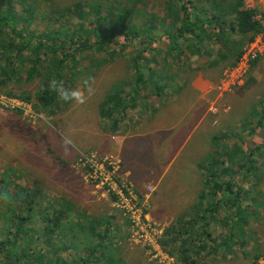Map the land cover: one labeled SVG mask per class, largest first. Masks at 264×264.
<instances>
[{
	"label": "rangeland",
	"instance_id": "1",
	"mask_svg": "<svg viewBox=\"0 0 264 264\" xmlns=\"http://www.w3.org/2000/svg\"><path fill=\"white\" fill-rule=\"evenodd\" d=\"M41 1L44 3L45 0H37V2ZM51 1L59 8L72 5L76 1L89 5L91 1L95 2V0ZM99 1H109L115 6L116 1L121 3V11L115 10L114 6L109 8L111 24L119 29L117 26L119 18L128 14L124 12V8H127L125 5L127 0ZM164 1L166 0H142L140 6L146 7L148 11L162 13ZM245 5L248 8L257 9L259 11L257 18L264 24V0H245ZM47 10L55 9L50 7ZM107 12L108 9L104 11V14ZM77 15L80 13L78 12ZM80 21L83 20H75V22ZM84 21H86L84 27L90 29L92 25L88 23L89 20L84 18ZM43 28L41 24L39 31L43 32ZM45 30L50 28L47 27ZM157 33L162 36L163 30L160 29ZM142 47V44L136 43L132 45L127 43L123 47L117 46L116 49L121 50V54L116 62L102 69L94 68L90 74L85 68L90 63L92 53L90 51L80 53L78 66L74 67L77 72L75 78L71 71H67L65 82L69 79L68 82L71 85L74 84V89H83L84 80L91 81L94 94L89 96L87 102L82 105L73 102L63 109L38 107L34 99L38 81L28 84V81L18 82V87L22 89L19 91L16 84L8 85V87L1 86L0 177L5 179L10 177L14 184L25 188L41 189L37 192L41 193L43 204H46L43 206V212L48 211V201L51 198L52 202L51 200L50 202L54 207L57 203L65 204L66 202L75 205L79 212L78 218L82 213H86L87 217L106 221L109 217H114V228L120 227L121 236L127 237V244L123 246L125 264L128 263L129 258L135 259V264H181L164 251L158 244V239L163 230L168 225L176 223L179 217L187 214L190 220L196 213H202L201 206L206 207L205 203L208 204V199L216 200V197L206 196L209 183L206 174L212 166L206 164L204 162L206 160L197 163V167L205 164V172L202 168L196 167V174H192L198 177L190 184L195 186L196 200L190 201L188 195L184 194L180 197L181 199L173 197L169 204L162 205L159 201H157L158 204H153L154 196L152 197L151 194L158 196L156 199L162 197L161 191L156 192L159 188L155 190L158 184L145 182L147 189L132 184L123 170L121 159L115 155L114 140L110 144L108 141L115 139L116 135L120 140V136L125 134L126 129L136 128L140 125L137 122L140 123V120L148 118L149 115L160 112L158 108H153L152 104L145 101L146 98L143 96L147 95L149 101L154 104L162 103L161 107L169 111L174 102L173 98L178 97L177 94L192 93L195 90L192 83L198 78H203L208 93L205 99L206 120L202 126L210 132L216 131L214 136L218 138L216 145H213V141L210 140L208 146L209 154L216 158L212 169L221 175L220 184L225 185L224 191L234 193V201L242 192L243 200L242 204L236 205L231 212L233 214L230 220H225L228 213L225 212V207L219 205L224 211L211 221L215 242L210 249L201 252L200 264H264V126L258 127L259 116L254 112L257 111L260 117L264 113V33L248 47L245 56L235 66L220 64L213 68L201 64L189 65L191 60L189 53L181 58H171L169 63L172 64L173 70L169 68V73L165 74L166 77H162V82L169 85L166 90L167 97H156L155 83L152 82L150 87L146 81L143 91L137 94L140 97L137 100L140 104L137 102L133 113L128 112L127 119L132 118V115L133 118L125 124L122 123L123 126L118 130L113 131L111 124L100 116V103L109 85L111 88L123 79L130 84V73L134 71L133 59ZM165 50V42L159 41L146 53L145 65L150 64L153 73L159 69V66H167L164 62ZM124 54L129 57V60L124 58ZM255 59H260L257 69L251 74L255 83L241 92L237 88L246 84L250 77V63ZM195 66H197L196 69H194ZM146 72L148 74V71ZM145 87L147 89L144 90ZM182 87H185V90L180 92ZM10 92H14L16 97L8 96ZM27 94L33 97V102L20 99ZM85 95H88L87 92ZM153 97L156 100H153ZM144 103L148 105L143 107ZM241 138L242 141H240ZM120 141L123 142V140ZM225 146L234 148L232 151L230 149L226 151L222 161L224 164L221 165L217 162L220 157L218 150H224ZM240 151L245 154L239 153L238 156L241 157H236ZM143 153L145 150H142ZM187 153L188 147L179 159L177 172L175 170L170 173V175L174 173L179 175L177 184L182 187L186 184L183 177L188 172L185 162L188 158ZM250 154L252 155L249 158ZM131 155L129 145L125 150L123 145V158L128 159ZM118 191H123L131 204L139 209V217L142 218V213L144 216L148 215L145 220L142 218L145 222V231L136 230L135 237L132 232L133 226H130L124 212L117 206L120 199ZM59 198L63 200L59 202L57 200ZM213 204L216 206L215 202ZM237 212L246 218L247 222L244 226L243 221L237 217ZM208 217L210 216L205 214L203 223H207ZM84 222L89 221L86 219ZM36 224L38 225L35 223L33 226ZM224 240H230L228 246L219 245ZM159 250L173 259L168 256L162 258ZM257 256H260V260L255 263Z\"/></svg>",
	"mask_w": 264,
	"mask_h": 264
},
{
	"label": "trees",
	"instance_id": "2",
	"mask_svg": "<svg viewBox=\"0 0 264 264\" xmlns=\"http://www.w3.org/2000/svg\"><path fill=\"white\" fill-rule=\"evenodd\" d=\"M91 2L89 5L76 1L59 8L51 0L44 3L37 0H0V87L11 84L18 87V82L28 81V84L38 81L34 98L37 106L63 109L70 103L61 100L56 92L48 89V85L55 78L63 81L66 88L74 89V84H69V79L65 82V78L67 71H71L75 78L77 72L74 67L78 66L80 53H92L85 68L90 74L94 68L102 69L116 62L121 54L117 46L142 44L133 59L130 84L123 79L111 88L109 85L100 103L101 118H105L115 131L127 121L128 112L135 110L140 98L138 95L146 81L150 87L152 82L155 83L156 97H167L169 85L162 79L169 73V68L173 70L169 63L171 58H181L189 53V65L201 64L213 68L220 64L235 66L245 56L248 47L264 33V24L257 18L259 11L248 8L245 0H166L162 4V13L140 6L142 0H127L124 12L128 14L119 18V29L111 24L109 8L114 6L115 10L121 11L120 2L116 1V6L109 1ZM50 7L55 10L48 11ZM106 9L108 12L104 14ZM78 12L80 15H77ZM43 14L49 15L43 17ZM84 18L92 25L90 29L84 27ZM76 19L83 21L75 22ZM41 24L43 32L39 31ZM47 27L50 30L46 31ZM160 29L163 30L162 36L157 33ZM159 41H164L166 45L164 62L167 66H159L153 73L152 66L145 65L146 53ZM124 58L129 60L126 54ZM259 63L260 59L251 61L250 77L246 84L237 88L239 91L244 92L255 83L251 74ZM19 90L22 89L18 87ZM184 90L185 87H182L180 92ZM8 96L16 97V94L10 92ZM143 97L149 102L147 95ZM20 99L27 102L34 100L30 94ZM147 105L144 103L143 107ZM254 112L259 116L258 127L264 126V113L260 117L257 111ZM239 153L245 154L240 151L236 157H241ZM213 162L214 156L206 164L213 167ZM204 165H199L203 172ZM212 167L206 174L209 181L206 196L216 197V200L208 199L206 207L201 206L202 213H196L190 220L187 214L179 217L176 223L163 230L158 239L164 251L181 264H200L201 252L210 249L215 242L211 221L224 211V207L228 213L225 220L232 219L231 212L236 205L242 204V192L238 198L240 201L233 200L234 204L221 202L227 191H224L225 185L220 184L221 175ZM38 190L41 189L14 184L10 177H0V264H125L123 246L127 244V237L121 236L120 227L114 228V217L106 221L82 213L78 218L75 205L66 202L57 203L54 207L51 198L48 211L43 212L45 203ZM227 193H230L228 198L234 196L232 192ZM57 200L60 202L63 199ZM205 214L210 216L207 223H203ZM237 215L244 226L246 218L240 212ZM86 219L88 223L84 222ZM127 220L133 226L128 217ZM35 223L38 225L33 226ZM229 241L224 240L219 245L228 246ZM259 260L260 256H257L255 263ZM135 262V259L129 258L127 264Z\"/></svg>",
	"mask_w": 264,
	"mask_h": 264
},
{
	"label": "crops",
	"instance_id": "3",
	"mask_svg": "<svg viewBox=\"0 0 264 264\" xmlns=\"http://www.w3.org/2000/svg\"><path fill=\"white\" fill-rule=\"evenodd\" d=\"M192 86L195 88L192 93L177 94V98L172 96L174 102H172L171 107L174 110L170 108L169 111H165L161 107L162 103L154 104L149 101V104H152L153 108H158L160 112H155L151 116L149 115L148 118L140 120V123L137 122L140 125L136 128H125V134L120 136V140H123V142L119 140L118 135L114 137L115 139L108 141V144H110L114 140L115 155L118 159H121L123 170L132 184L142 188L146 187L145 182L148 181L158 184L155 190L159 188L156 192L161 191L163 198L156 199L158 196L151 194L152 197L154 196L153 204H158L157 201L162 205L169 204L172 202L173 197L181 199L180 197L184 194L188 195L190 201L196 200L195 186H190V184L193 183V179H198V177H194L197 163L204 160H206L204 162L210 161V158L214 156L211 153L209 154L208 146L210 140L213 141V145L217 144L218 138L214 136L216 131L210 132L202 126L204 120H206L205 99L208 90L205 88L203 78H198L192 83ZM153 100L156 99L153 97ZM137 102L140 104V101ZM131 112L133 113L132 110ZM132 118L127 119L126 117V122H129ZM123 145L124 150L129 145L132 151V155L128 159L122 156ZM118 146L119 148H117ZM187 147L188 158L185 162L188 172L183 177L186 184L182 187L177 184L179 175L176 173L170 175V173L176 170L179 159ZM233 148L230 149L225 146L224 150H218L220 157H218L217 162L221 163L226 156V151L229 149L232 151ZM142 150H145V153L142 154ZM199 159L201 160L198 161ZM193 173L194 175H192ZM229 195L230 193L227 192L223 194V200L221 201L223 204L230 205L234 203V196L228 198Z\"/></svg>",
	"mask_w": 264,
	"mask_h": 264
},
{
	"label": "clouds",
	"instance_id": "4",
	"mask_svg": "<svg viewBox=\"0 0 264 264\" xmlns=\"http://www.w3.org/2000/svg\"><path fill=\"white\" fill-rule=\"evenodd\" d=\"M83 84V89H69L64 86L63 81H58L57 79L53 78L49 82L48 89L50 91L56 92L59 98L66 103L74 102L75 104L82 105L87 102L89 96L94 94V89L91 86L90 80H84ZM85 92H87V96L85 95Z\"/></svg>",
	"mask_w": 264,
	"mask_h": 264
},
{
	"label": "built area",
	"instance_id": "5",
	"mask_svg": "<svg viewBox=\"0 0 264 264\" xmlns=\"http://www.w3.org/2000/svg\"><path fill=\"white\" fill-rule=\"evenodd\" d=\"M117 193L120 196L119 203L117 204V206L124 212L125 216H127L131 220V222L133 224V229H132V232L134 233L133 237H135L136 236V234H135L136 230H140L142 232L145 231L144 220L148 215L144 216L142 213V218L144 219L143 220L138 215L139 209H137L135 206H133L131 204V201L124 195L123 191H118ZM159 255L162 258H166L168 256L167 254H165L161 250H159ZM169 258H171V257H169ZM171 259H173V258H171Z\"/></svg>",
	"mask_w": 264,
	"mask_h": 264
}]
</instances>
